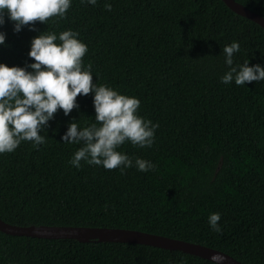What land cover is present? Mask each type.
I'll return each mask as SVG.
<instances>
[{"label":"trees","instance_id":"obj_1","mask_svg":"<svg viewBox=\"0 0 264 264\" xmlns=\"http://www.w3.org/2000/svg\"><path fill=\"white\" fill-rule=\"evenodd\" d=\"M264 15V0H238ZM72 0L64 17L13 31L5 13L0 61L24 65L31 38L72 28L87 44L93 82L140 99V115L159 123L153 144L118 150L156 167L107 169L81 160L61 140L67 122L94 121L92 94L57 109L41 130L0 153V217L20 224L128 227L200 242L247 264H264V80L224 83L223 46L240 44L234 63L264 66V27L225 0ZM57 42H59L57 40ZM219 211L221 231L208 214ZM216 264L180 249L127 241H80L0 230V264ZM220 264V263H219Z\"/></svg>","mask_w":264,"mask_h":264},{"label":"clouds","instance_id":"obj_2","mask_svg":"<svg viewBox=\"0 0 264 264\" xmlns=\"http://www.w3.org/2000/svg\"><path fill=\"white\" fill-rule=\"evenodd\" d=\"M72 0H0V25L5 22L4 14L13 21V31H20L27 25L35 29L34 21L44 22L49 17H64ZM95 5L97 0H81ZM104 7L111 10L110 0ZM6 33L0 29V45L5 43ZM57 40L59 42H57ZM87 44L79 39V33L66 28L58 34L55 31H39L31 38L27 55L33 58L24 65H8L0 61V153L13 151L22 140H30L39 146L46 140L41 134L48 122L54 118L57 109L64 115L75 107L78 94L91 92L94 121L78 126L76 118L67 122L61 140L79 146L69 159L71 165L81 167V160L104 168H126L135 166L140 171L156 167L155 163L141 156L133 158L119 151L126 140L140 147L151 146L155 130L154 122L139 114L140 99L122 93L105 83L93 82L91 63L84 64L82 57ZM240 44L233 40L223 46L224 63L228 67L220 76L224 83L245 84L246 81L264 80V66L249 64V60L234 63L233 53L239 51ZM219 211L208 214V224L220 232ZM216 264L224 259L213 254ZM177 264H185L183 258Z\"/></svg>","mask_w":264,"mask_h":264},{"label":"water","instance_id":"obj_3","mask_svg":"<svg viewBox=\"0 0 264 264\" xmlns=\"http://www.w3.org/2000/svg\"><path fill=\"white\" fill-rule=\"evenodd\" d=\"M236 12L260 23L264 27V15L251 9L238 0H225ZM0 230L15 234L46 238H76L80 241H127L156 245L170 249H180L189 253L212 259L213 254L224 257L220 264H247L224 250L200 242L172 237L152 231L98 225H20L8 222L0 217Z\"/></svg>","mask_w":264,"mask_h":264}]
</instances>
